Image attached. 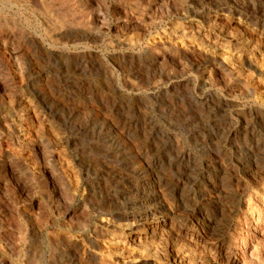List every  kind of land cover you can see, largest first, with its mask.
<instances>
[{"label":"rangeland","instance_id":"obj_1","mask_svg":"<svg viewBox=\"0 0 264 264\" xmlns=\"http://www.w3.org/2000/svg\"><path fill=\"white\" fill-rule=\"evenodd\" d=\"M25 1L0 264H264V0Z\"/></svg>","mask_w":264,"mask_h":264},{"label":"bare ground","instance_id":"obj_2","mask_svg":"<svg viewBox=\"0 0 264 264\" xmlns=\"http://www.w3.org/2000/svg\"><path fill=\"white\" fill-rule=\"evenodd\" d=\"M22 2H26L25 0H21ZM29 3H31V2H29ZM261 230V229H260ZM258 244V243H257ZM255 246V245H254ZM250 249V248H249ZM255 249H257V248H255ZM249 253V252H248ZM258 253V252H257ZM245 258H246V256H245ZM244 258V259H245ZM252 258V257H251ZM242 260V259H241ZM255 260H257V259H255ZM250 261V260H249ZM254 261V260H253ZM258 261V260H257Z\"/></svg>","mask_w":264,"mask_h":264}]
</instances>
